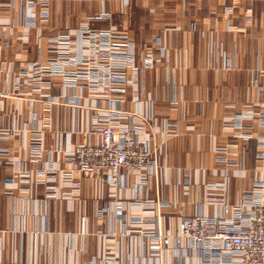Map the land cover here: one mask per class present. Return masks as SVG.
<instances>
[{"label":"crops","instance_id":"obj_1","mask_svg":"<svg viewBox=\"0 0 264 264\" xmlns=\"http://www.w3.org/2000/svg\"><path fill=\"white\" fill-rule=\"evenodd\" d=\"M103 11L136 44L140 68L129 72L130 90L117 96L118 106L151 115L148 132L172 122L179 133H156L162 159L149 184L139 183L135 173L115 183L83 176L77 192L66 183L71 176L66 152L87 138L95 114L87 98L91 88L85 82L65 88L71 96L64 100L63 75L33 91L18 84L28 78L18 70L32 63L54 67L49 42L65 33L72 34L80 56L84 48L75 30L81 18ZM29 12L33 25L25 22ZM156 42L163 56L150 67L140 55L151 46L158 54ZM256 69L264 70V0H50L47 15L25 0H0L2 125L15 130L0 142L9 151L0 154V264H109L104 254L116 256L111 264H198L176 245L157 257L150 247L162 244L167 230H177L185 213L213 214L207 185L225 184L216 192L236 205L264 176L257 170L264 75ZM74 70L67 66L65 76ZM253 112L259 117L244 119L242 130L228 127L237 114ZM215 139L233 144L231 164L216 160ZM58 164V170H48ZM22 169L28 174H20ZM51 176L56 182L47 181ZM121 200L132 203L128 210L116 206ZM145 200L162 202L158 215L146 223L131 220L143 216ZM128 226L147 227L159 237L129 234ZM115 230L125 234L113 235Z\"/></svg>","mask_w":264,"mask_h":264},{"label":"built area","instance_id":"obj_2","mask_svg":"<svg viewBox=\"0 0 264 264\" xmlns=\"http://www.w3.org/2000/svg\"><path fill=\"white\" fill-rule=\"evenodd\" d=\"M25 1L32 6L39 5L43 14L47 15L50 0ZM25 22L33 25L34 14L29 12ZM175 29H178V26ZM75 31L82 39L81 47L84 48L80 56L75 55L79 48L73 46L72 34L57 36L49 42L51 49L56 53L51 56L56 65L48 69L41 63L26 64L18 70V74H25L28 78L19 81L18 84L29 85L33 91H40L45 87L46 80L50 81L55 74H61L64 79V91L70 86L82 85V82L87 83L91 88L87 98L91 101L90 106L95 114L86 131L87 138L66 152V160L71 170V176L66 178V183L74 185L76 191L83 176H99L109 183H115L118 178H128L130 174L135 173L139 176V183L149 184V178L157 173L162 159L161 145L156 142V133L160 132L167 137L176 135L179 133L178 124L167 122L163 128L154 125L155 130L148 132L147 127L151 128L148 122L151 115L143 113L141 116H136L124 112L118 106L121 102L119 97L126 96L130 90L129 72L133 70L137 73L140 68L136 64V44L125 30L117 28L112 23L110 12L103 11L82 17ZM9 33L10 31L5 30V38H8ZM154 46L155 50L159 51L158 54L151 46L146 48L148 52L140 55L150 67H153L154 63L160 61L163 56L164 48L160 43L156 42ZM167 63H169L168 52ZM67 66L75 67L74 75L65 76L64 70ZM225 68L231 70L233 66L226 63ZM257 71L264 75V70L256 69V74ZM69 96L71 95L65 91L62 99L67 100ZM259 115V112L239 113L234 125L228 127L242 130L244 119ZM14 132V129L3 127L0 106V142L9 138ZM219 142L223 146L218 145ZM230 148H233L232 143L215 139L216 160L223 161L226 166L231 164ZM259 149L257 157L262 165L257 170L264 172V136L259 139ZM0 154L9 155V151L0 148ZM35 154L41 155L40 152ZM58 169L59 164L48 170ZM18 172L23 175L28 174L26 169ZM223 172L226 175V168ZM47 181L54 183L56 178L51 176ZM189 181L188 177L184 178L186 189L189 188ZM207 187L209 195L206 202L214 206L213 214L208 215L202 211L193 215L185 213L178 229L167 230L162 236V244L153 243L150 252L156 257L163 256L166 247L176 245L185 249L192 258H198L196 259L198 264H264L263 174L257 178L252 190L248 191L236 205L227 203L224 193L216 192L218 189H226L225 184H209ZM131 204L121 200L116 206L121 210H128ZM142 205L147 207L142 210L143 216L131 215L129 217L131 220L139 218L142 223L153 220L149 216H157L163 204L161 201L145 200ZM170 206L171 204L167 202V207ZM126 232L143 237L154 234L147 227L139 231L128 226ZM113 233V235L125 234L119 230ZM103 259L104 263L107 261L111 264L115 262L116 256L104 254Z\"/></svg>","mask_w":264,"mask_h":264}]
</instances>
